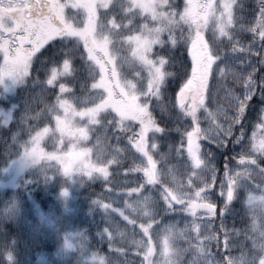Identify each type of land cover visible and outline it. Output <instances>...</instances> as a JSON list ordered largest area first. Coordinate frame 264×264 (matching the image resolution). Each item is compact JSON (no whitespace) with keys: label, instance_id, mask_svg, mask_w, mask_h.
Masks as SVG:
<instances>
[{"label":"snow or ice","instance_id":"snow-or-ice-1","mask_svg":"<svg viewBox=\"0 0 264 264\" xmlns=\"http://www.w3.org/2000/svg\"><path fill=\"white\" fill-rule=\"evenodd\" d=\"M244 33H251L247 44ZM5 78L27 92L20 122L29 136L21 145L27 162L110 184L109 167L122 164L117 155L106 158L98 141L91 163L92 149L61 154L60 145L68 138L75 149L97 125L114 130L117 140L131 133L141 160L125 175L142 173L144 183L123 193L136 197L126 206L143 221L142 236L120 230L127 248L116 253L135 249L139 264H264V0H184L182 7L178 0H0V82ZM221 91L231 115L218 104ZM253 113L261 137L253 132L245 143ZM221 116L223 124L216 122ZM53 120L55 127L47 126ZM33 122L46 126L37 130ZM46 138L51 153L41 146ZM172 160L186 182L167 167ZM145 184L158 195H146ZM237 200L250 223L229 230L225 221ZM119 215L135 227L136 220ZM234 247L239 256L231 255Z\"/></svg>","mask_w":264,"mask_h":264},{"label":"trees","instance_id":"trees-1","mask_svg":"<svg viewBox=\"0 0 264 264\" xmlns=\"http://www.w3.org/2000/svg\"><path fill=\"white\" fill-rule=\"evenodd\" d=\"M237 2L239 4L240 0H237ZM178 3L182 7L184 0H178ZM234 11L238 16L243 15L238 9H234ZM249 21H251V18H249ZM205 35L206 38L210 37V33ZM240 38L242 43L247 44L251 39V33H244ZM183 55L187 57V52L185 51ZM188 63L191 64L190 58H188ZM62 82L71 86L68 81ZM58 91L59 86L57 84L55 92L58 93ZM37 93H39V89ZM26 99L25 86L20 85L9 99L0 102L4 108L7 104L15 107L7 126H5L4 117L0 115V178L7 164L23 150L21 145L29 140V136L21 132L20 123ZM217 99L220 107L230 110L228 101L222 91ZM33 103L39 105L37 111L43 107L38 95ZM213 109H216V105L209 106L210 111H213ZM220 119L222 120L223 117L221 116ZM52 122L47 126H51ZM33 123L37 130L46 126V122ZM258 125L259 118L253 113L250 119L245 121V143H248L253 132L256 133L258 139L261 137V129ZM95 127L100 134L101 144L105 146L107 151L106 158L117 155L122 161L120 166L112 165L109 167V171L113 174L111 177L112 183H105L103 179L98 178L89 179L81 174L68 178L52 166L36 165L20 177L15 187L0 188V264H57V253L63 248V245H66V240L70 239V235L73 233L78 234L81 240L77 242L74 239L72 241V251L80 261L87 255L97 257L108 255L112 257L110 264H122V260L125 259L139 262L140 257L135 255V249H127L126 257L114 251L115 248H127V246L119 243V236L104 228L105 222L115 218L124 223H127V221L119 217L114 209L105 210L97 202L107 204L102 197V193L108 191L118 179L131 176V172L125 175L127 168L132 166V161L129 159L130 153L123 149V145L129 142L128 137L131 133H118L121 138L117 140L113 134L114 130L106 131L99 125ZM256 131H258V134ZM236 135H239L238 131ZM68 142L67 138L63 141L60 146L62 151L68 146ZM44 143L42 145L49 149L48 144L45 145ZM232 147L233 145L229 142L227 148ZM117 149H119V152H117ZM239 150L237 147L236 151ZM161 167L158 163L157 168ZM167 167L176 169L174 174L178 180L187 181L186 175H183V168L175 160L170 161ZM218 167H223V163ZM257 183H259V179ZM65 190L67 191L66 196L62 194ZM232 207L235 210L234 214H230L225 221L228 229L231 230L233 227L236 229L244 228L250 221L244 216L241 201H235ZM125 209L126 215L132 217L131 211ZM50 211L54 213V218L57 219L56 224L42 220V216ZM218 217L219 210L215 221L217 227L220 223ZM109 233L112 234L111 240L109 239ZM243 240V236L238 237L235 243H242ZM81 242L88 243L90 246L87 252L83 251L84 248L81 247ZM250 242L248 241L245 245V249L251 246ZM212 250L216 251L214 244ZM220 251L226 252L223 246H221ZM235 251H241V249L239 247L232 248L231 252ZM74 264L78 263L75 262Z\"/></svg>","mask_w":264,"mask_h":264},{"label":"rangeland","instance_id":"rangeland-1","mask_svg":"<svg viewBox=\"0 0 264 264\" xmlns=\"http://www.w3.org/2000/svg\"><path fill=\"white\" fill-rule=\"evenodd\" d=\"M86 55H87V53H85V56ZM124 71L129 72V73H134V70L127 67V66H125ZM129 79H131V76H129ZM20 85L21 84L13 82L9 78H5V80L3 82H0V102L6 101L7 99H9L11 97V95H13L15 93L17 87H19ZM65 97L70 98L71 93L65 94ZM14 108L15 107L13 105H10V104H7V106H5V108L2 104H0V115L4 117L3 118L4 120H10L11 115L14 112ZM222 108L224 110L229 111V115L232 114L229 109L224 108V107H222ZM213 111H215V109H213ZM201 120L203 121V123L201 125L202 127H208L209 126L208 122L204 120L203 116H201ZM216 122L223 124L224 121H223V119L221 120L220 118H218ZM50 127H52V128L55 127L54 120H53ZM256 132L258 134V131H256ZM57 139H59L58 133H57ZM98 141H99V145H98L99 150H103L105 153H107L105 146H103L101 144L100 134L96 130V127H94L93 131L90 132V134H89V140L88 141L81 142L79 144V146H77L75 149H74L73 144L68 142V146H66V148L62 151L61 154H67L68 152L73 151V150L79 151L83 148L92 149V152L90 153L87 162L95 163L96 158H97L98 149H97V147H94V146L97 145ZM44 142L43 143L45 145L48 144V146H49V149H46V147L41 145L44 148V151L47 153H51L54 150L52 147L53 142L49 141L47 139H45ZM202 143H206V142H202ZM123 149H125L126 151H128L130 153L129 159H131L132 165L134 163H136V164L140 163L141 157H140L139 153L135 152V149L132 147V144L130 142H126L123 145ZM23 152H24V149L22 151H20V153L16 156L15 159L11 160L7 164V167H6L5 171L2 173V177L0 178V188L15 187L18 184L20 177L25 172H27L30 168H32L36 165H41V164H33L31 162L25 161L23 158ZM233 164H235V161H233ZM56 167L62 168V166H60L58 164L56 165ZM56 167H54V168L57 171H59ZM59 172L62 173L61 171H59ZM77 174H79V173H73V175H77ZM254 182L257 183L258 179H256ZM141 183H144L143 174L138 173V172L137 173L131 172V176L122 177V178L118 179L116 182H114L113 186L111 187V189H114V191H112V192L105 191L102 193V197L104 198L105 203L110 204L112 206L111 208L114 209L119 215V212L124 211V209L127 207L126 201H134L136 199L135 196L126 197V195L123 192L127 191L130 188L139 187V185ZM144 192L146 195L147 194H152L153 196L158 195V192L150 185H147V187H144ZM127 209L128 208H126L125 210L127 211ZM124 213L126 215L125 211H124ZM53 214L54 213L52 211H50L48 214L42 216V220L49 222V223L56 224L57 219H56V217L54 218ZM119 217H121L124 220V218L121 215H119ZM129 218L136 220L135 227H133V225L129 224L128 222L127 223L120 222L117 218H115V219L108 220L107 222H105L104 228L108 229L109 232L114 233L116 236H119L120 230L126 231L129 235V237L133 233H135L136 238L139 239L142 236L140 224L143 221L137 215H135L133 213H132V217L129 216ZM179 218L180 217L178 215L176 217H174L175 220H178ZM180 226L183 227V223H181ZM153 228H155V225H153ZM74 239L77 242L80 240L78 237V234L73 233L72 235H70V239L66 240V245H63V248H61L60 251L57 253V256H56L57 264H74L75 262H77L78 264H100L101 259H104L105 264H110V260H112V257H110L108 255L106 257H97L94 255H89V256L87 255V256L83 257L82 261H80V259H77L78 258L77 255L72 251L73 250V242L72 241ZM119 240H120L119 243L124 244L123 240H121V239H119ZM250 245H251V242H250ZM81 247L84 248L83 249L84 252H87L88 249L90 248L88 243H82V242H81ZM250 247L251 246H249L248 248H250ZM224 253H225V255L228 254L227 252H224ZM255 254L260 255L259 253H255ZM231 255L239 256L240 251L231 252ZM250 255H251V253H250ZM139 259H141V257ZM137 264H139V262H137Z\"/></svg>","mask_w":264,"mask_h":264}]
</instances>
